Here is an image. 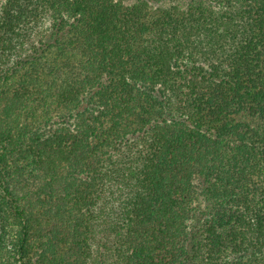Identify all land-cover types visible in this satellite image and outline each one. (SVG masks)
I'll list each match as a JSON object with an SVG mask.
<instances>
[{
    "label": "trees",
    "instance_id": "16d2710c",
    "mask_svg": "<svg viewBox=\"0 0 264 264\" xmlns=\"http://www.w3.org/2000/svg\"><path fill=\"white\" fill-rule=\"evenodd\" d=\"M0 264H264V0H0Z\"/></svg>",
    "mask_w": 264,
    "mask_h": 264
}]
</instances>
